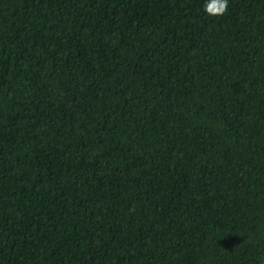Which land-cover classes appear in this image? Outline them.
Returning a JSON list of instances; mask_svg holds the SVG:
<instances>
[{"label":"trees","instance_id":"1","mask_svg":"<svg viewBox=\"0 0 264 264\" xmlns=\"http://www.w3.org/2000/svg\"><path fill=\"white\" fill-rule=\"evenodd\" d=\"M0 264H264V0H0Z\"/></svg>","mask_w":264,"mask_h":264},{"label":"clouds","instance_id":"2","mask_svg":"<svg viewBox=\"0 0 264 264\" xmlns=\"http://www.w3.org/2000/svg\"><path fill=\"white\" fill-rule=\"evenodd\" d=\"M229 0H204V10L209 15H221L227 10Z\"/></svg>","mask_w":264,"mask_h":264}]
</instances>
